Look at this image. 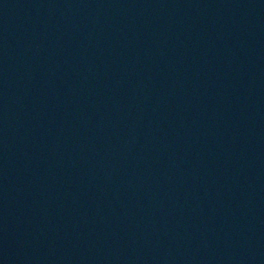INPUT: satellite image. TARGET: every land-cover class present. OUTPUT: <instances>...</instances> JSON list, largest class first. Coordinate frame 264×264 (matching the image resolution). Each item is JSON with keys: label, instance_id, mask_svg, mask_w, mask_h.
Here are the masks:
<instances>
[{"label": "water", "instance_id": "obj_1", "mask_svg": "<svg viewBox=\"0 0 264 264\" xmlns=\"http://www.w3.org/2000/svg\"><path fill=\"white\" fill-rule=\"evenodd\" d=\"M0 264H73L1 119Z\"/></svg>", "mask_w": 264, "mask_h": 264}]
</instances>
